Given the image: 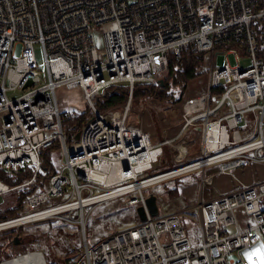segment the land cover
I'll use <instances>...</instances> for the list:
<instances>
[{
    "label": "built area",
    "instance_id": "obj_1",
    "mask_svg": "<svg viewBox=\"0 0 264 264\" xmlns=\"http://www.w3.org/2000/svg\"><path fill=\"white\" fill-rule=\"evenodd\" d=\"M256 20L264 23V0H0V169L10 175L33 168L31 179L20 185L0 180V195L31 183L41 168V153L56 141L62 151L59 169L24 199V214L0 221H11L1 230L26 224L30 221L12 222L33 214L39 216L31 222L73 223L81 242L74 264H236L234 253L264 246V179L221 192L213 185L214 174L203 175L202 183L212 187L214 196L189 210L201 233L197 244L177 213H147L145 220L90 243L94 234L84 212L127 195L128 205L145 206L149 194L143 189L155 183H139L163 173L143 176L166 148L172 150L177 169L188 168L181 174L207 165L229 173L243 168L245 161L264 162L258 155L264 150V59L258 56ZM96 26L102 48L96 45ZM17 43L22 49L15 57ZM36 43L42 46L43 73ZM189 45L210 53L215 62L205 87L182 102L177 134L154 142L142 126L128 122L133 88L165 80L169 56H179ZM243 55L250 60L248 67L240 64ZM28 79L32 84L24 86ZM117 84L129 88L126 104L120 110H99L95 97ZM63 86L79 88L90 108L79 138L71 142L64 136L56 97ZM17 89L24 92L8 96ZM246 115L254 128L244 137L240 126ZM192 131L198 134L200 158L185 163ZM238 209L252 221L241 222ZM62 243L73 245L66 236ZM14 246L6 245L9 256L0 264L33 253L48 264L42 252L17 253ZM251 261L259 257L253 255ZM240 263L250 264L242 258Z\"/></svg>",
    "mask_w": 264,
    "mask_h": 264
},
{
    "label": "rangeland",
    "instance_id": "obj_2",
    "mask_svg": "<svg viewBox=\"0 0 264 264\" xmlns=\"http://www.w3.org/2000/svg\"><path fill=\"white\" fill-rule=\"evenodd\" d=\"M95 41L98 48H102V35L98 26L94 29ZM22 44L17 43L14 46L15 57L21 53ZM36 58L38 61V69L43 73L45 70L44 58L42 52V46L39 43L34 45ZM206 63L202 68V73L197 76L194 80L189 81L186 89L178 87L172 88V93L176 103H171L165 100H159L152 96H141L133 97L131 100V108L129 111L128 122L132 124H139L142 128L148 131L154 142H158L165 138L173 137L177 134L180 115L182 109V102L188 99L194 90L203 89L206 84L208 69L211 64L215 62V58L210 53L205 54ZM240 64L242 67H248L250 60L246 56L240 57ZM24 91L22 89L8 91L9 97H15ZM99 95V94H98ZM97 95V96H98ZM56 97L59 102V108L61 113L68 114L67 112H82L87 111V103L82 97V93L79 88H68L66 86L60 87L56 90ZM126 104V103H125ZM124 104V105H125ZM113 107L104 111L120 110L123 106ZM240 128L242 129V135L248 136L254 128V121L249 115H246ZM189 140L190 155L188 161L200 158L198 156V134L190 132L187 135ZM192 150V151H191ZM259 156H264V150H259ZM50 160L55 170L59 169L62 160V151L59 147L50 149ZM256 161H245L244 166L253 165ZM253 163V164H251ZM257 164L264 165V162H256ZM178 165L174 161V155L172 150L166 148L161 159L154 164V169L145 173L143 176L151 173H161L169 169H174ZM208 171L204 170H193L184 172L182 174L171 177L164 181L152 184L147 188L143 189L147 194L153 193L156 196V201L159 208L160 214L177 213L182 218L186 233L193 244H197L201 241V233L198 229L195 221L190 216L189 210L195 205L200 199H211L214 194L213 190L210 196L206 194V187L208 184L202 183L201 179L203 175H207ZM16 191L12 190L6 194L0 195V210H7L8 208H14L16 204L15 200ZM131 195L114 198L108 201H104L99 204H95L84 208L86 226L92 228L93 237H90V243L102 239L103 237L112 234L118 230L127 228L134 224L138 219L136 207L127 204V200ZM236 215L241 222H251L250 216H248L242 209L236 210ZM32 219L26 224L19 227H15L7 230H0V259L8 257L9 254L6 250L7 238L9 231H16L29 234V241L20 243L14 246L13 249L17 253H23L25 251L37 250L46 253L47 258L50 261L60 260L65 255V246L62 243L64 236L70 238L73 245L79 246L80 253V236L77 229L74 228L73 223L63 221L60 223L57 219L50 220H38L31 222ZM62 226V228L59 227ZM91 225V226H90ZM21 229V230H19ZM62 229V231L60 230ZM57 231H61L60 233ZM80 253H74L71 255L73 261L80 257ZM257 255L259 261H251V257ZM236 259V264L240 263V258L246 259L250 264H264V246L257 244L252 248L242 250L240 253H234L232 255ZM46 258V257H45ZM48 263V259H46Z\"/></svg>",
    "mask_w": 264,
    "mask_h": 264
},
{
    "label": "trees",
    "instance_id": "obj_3",
    "mask_svg": "<svg viewBox=\"0 0 264 264\" xmlns=\"http://www.w3.org/2000/svg\"><path fill=\"white\" fill-rule=\"evenodd\" d=\"M253 30L260 45L258 56L264 59V23L260 22L259 20L254 21ZM205 54H206L205 52L197 51L192 45L185 47L179 56H175L171 54L169 56L168 76L164 80V84L161 85L159 82L138 83L133 88L131 100L133 97L137 98L141 96H152L159 100H165V101L169 100V102L171 103H176L175 100H179V99H174V95L171 91L172 88L178 87L181 89H186L189 84L188 82L194 80L197 76H199L202 73L203 71L202 68L206 63ZM217 93L218 91L216 92V94ZM128 99H129L128 86L125 84H117V85L108 86L105 89H103V91L98 96L95 97L94 104L99 110L104 111L109 108L120 107L124 105L128 101ZM87 109H88L87 111H82L79 113L75 112V114L72 112L71 113L67 112L68 114H65L64 112L62 113L63 132L67 142H71L74 139L75 134L78 131H80L82 125L87 119L88 114L90 113L89 106H87ZM54 147H59L57 141L51 147L47 148L41 153V168L36 174L34 180L27 185L14 189L16 191L15 194L16 204L14 208H8L7 210H0V221L9 218H14L24 214V210L22 208V203L24 199L28 195L43 188L46 185L47 179L55 171V168L53 167V164L50 160V149ZM176 164L178 165V163ZM32 176H33L32 167L26 168L25 170H22L16 174H10V175L4 173L0 169V180L4 181L10 186L20 185L31 179ZM58 221L60 223L62 222L60 220ZM73 225L74 228L78 230L77 225L75 224ZM59 227L62 228V226L60 225ZM60 230L62 231V229ZM17 234L20 239V242L18 244L29 241L30 237L28 236L30 235L29 234L25 235L24 233H22V230L20 232L9 231L7 244L13 242V238ZM18 244H16L15 246H17ZM79 251H80L79 246L72 245L69 248L65 247L64 249L65 255L62 256L60 260L50 261L49 258H47L46 253L44 254V256L46 257V259H48V264H57V263L70 264V262L72 261L70 260L71 259L70 256L77 252L79 254L80 253ZM75 262L76 260L73 261L72 264H74Z\"/></svg>",
    "mask_w": 264,
    "mask_h": 264
},
{
    "label": "crops",
    "instance_id": "obj_4",
    "mask_svg": "<svg viewBox=\"0 0 264 264\" xmlns=\"http://www.w3.org/2000/svg\"><path fill=\"white\" fill-rule=\"evenodd\" d=\"M193 160H196V158ZM203 170L208 171L207 175L214 174L213 185L216 189H218L221 192H228L234 187V185H238L240 183L251 184L258 179H264V165L257 163H254L253 165L248 164V166H245L243 168L241 167V168L233 169L229 173H218V167L213 165H207ZM206 188H207L206 194L209 197L210 194L212 193V187L207 186ZM200 200L205 201L208 199H200Z\"/></svg>",
    "mask_w": 264,
    "mask_h": 264
},
{
    "label": "bare ground",
    "instance_id": "obj_5",
    "mask_svg": "<svg viewBox=\"0 0 264 264\" xmlns=\"http://www.w3.org/2000/svg\"><path fill=\"white\" fill-rule=\"evenodd\" d=\"M180 155H179V157H180ZM176 169H177V167H176ZM187 169L188 168H186V167H182V168H179L177 170L170 171L168 173L163 172L164 174L161 173V175H158L154 178L146 180L143 183H139V185L144 186V185H148L149 183H158V182L164 181L166 179H170L171 177H174L177 174H181V172L186 171ZM117 190H118L117 188H113V192H116ZM38 216H39V214L28 215V216H25L23 218H19V219L14 220L12 222V224L22 223V222L30 220V219L35 220V219H38ZM138 219H139V217H138ZM10 222L11 221H8L6 223L10 224ZM6 223H0V230L8 226ZM41 260H42V255L33 253V254H27L26 256L21 257V258H17L16 260L12 261L10 264H42Z\"/></svg>",
    "mask_w": 264,
    "mask_h": 264
},
{
    "label": "water",
    "instance_id": "obj_6",
    "mask_svg": "<svg viewBox=\"0 0 264 264\" xmlns=\"http://www.w3.org/2000/svg\"><path fill=\"white\" fill-rule=\"evenodd\" d=\"M159 83L161 85L164 84V80H160ZM32 84V80L31 79H28L25 83L24 86H29ZM75 138L78 139L79 138V131L75 134ZM136 212H137V215L139 217V219L141 221L145 220L146 217H147V213L150 215V216H156L159 214V208H158V204H157V201H156V196L155 194L153 193H150L146 199H145V206L144 205H140L138 207H136ZM20 242V239H19V236L18 234L15 235L14 239H13V244H18ZM57 264H64V263H57Z\"/></svg>",
    "mask_w": 264,
    "mask_h": 264
}]
</instances>
